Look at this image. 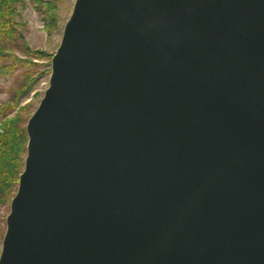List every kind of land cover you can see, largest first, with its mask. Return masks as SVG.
Segmentation results:
<instances>
[{
    "label": "water",
    "instance_id": "obj_1",
    "mask_svg": "<svg viewBox=\"0 0 264 264\" xmlns=\"http://www.w3.org/2000/svg\"><path fill=\"white\" fill-rule=\"evenodd\" d=\"M26 126L0 264H264V0H76Z\"/></svg>",
    "mask_w": 264,
    "mask_h": 264
},
{
    "label": "trees",
    "instance_id": "obj_2",
    "mask_svg": "<svg viewBox=\"0 0 264 264\" xmlns=\"http://www.w3.org/2000/svg\"><path fill=\"white\" fill-rule=\"evenodd\" d=\"M23 0H0V77L12 74L17 69H26L23 80L15 89L11 99L0 104V205L9 204L17 192L20 174L24 169L28 150V132L26 118L20 113L23 108L14 113L21 99L33 88L35 82L44 74L51 73V68L45 71L29 69L37 66L33 59H52L53 54L33 51L25 44L24 35L20 31L21 24L17 21L18 6ZM50 10H54L56 2H50ZM50 28L56 26L57 16H50ZM17 50L25 57H20ZM47 65L51 66V62Z\"/></svg>",
    "mask_w": 264,
    "mask_h": 264
},
{
    "label": "rangeland",
    "instance_id": "obj_3",
    "mask_svg": "<svg viewBox=\"0 0 264 264\" xmlns=\"http://www.w3.org/2000/svg\"><path fill=\"white\" fill-rule=\"evenodd\" d=\"M76 0H23L18 6L19 15L17 21L21 24L20 31L24 35V42L31 50H41L48 52L49 54L56 53L64 32L65 24L70 18L74 4ZM50 2H56L57 7L54 10H50ZM57 16L56 26L50 28V16L51 14ZM20 57H25L19 50L16 51ZM53 58V57H52ZM33 62L37 64L35 67L29 69H35L38 71H45L51 68L47 65L52 63V59H33ZM26 69H17L12 74L0 77V104L2 102L11 99L15 89L19 86V83L23 80L21 77ZM50 74H44L35 82L32 90L21 99L19 107L16 108L14 113L20 111L28 122L29 118L35 112L39 106L46 89L49 86ZM26 122V125H27ZM25 165V164H24ZM11 203V202H10ZM10 203L0 205V255L2 252L3 239L7 228V216L10 213Z\"/></svg>",
    "mask_w": 264,
    "mask_h": 264
}]
</instances>
